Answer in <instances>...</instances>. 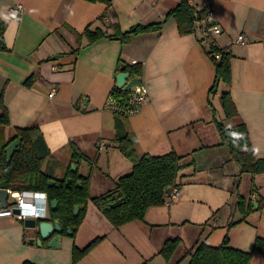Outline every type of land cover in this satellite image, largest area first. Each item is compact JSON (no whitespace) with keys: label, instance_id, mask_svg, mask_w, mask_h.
Segmentation results:
<instances>
[{"label":"crops","instance_id":"0c3cea01","mask_svg":"<svg viewBox=\"0 0 264 264\" xmlns=\"http://www.w3.org/2000/svg\"><path fill=\"white\" fill-rule=\"evenodd\" d=\"M180 2L0 0L7 48L0 51V94L9 114V125L0 126V148L16 129L38 127L50 151L43 171L62 178L70 168L88 177L91 199L132 172V162L115 144L118 125L136 139L138 155L174 151L186 164L176 180L178 200L150 208L144 221L116 228L90 199L74 237L62 234L57 248L48 240L39 246V236L16 218H0V264H73L74 248L99 238L77 264H189L202 244L217 247L228 237L232 248L248 252L257 238L264 239V206L257 209L264 203V173H240L214 122L245 124L256 159L264 160V0H212L221 28L215 42L232 55L231 83H220L216 93H210L215 65L199 28L181 35L170 19L160 31L132 36L127 44L89 43L83 35L86 28L111 34L114 24L126 32L161 22ZM17 4L23 12L14 19L10 12ZM241 34L245 44L235 43ZM119 59L140 65L139 76L124 72L128 81L139 78L150 97L137 114L123 119L106 108L118 88ZM30 77L33 84L25 86ZM224 92L237 110L234 118L225 116ZM72 145L85 160L73 157ZM240 198L254 205L246 217ZM14 200L10 195L8 204ZM168 239L180 243L166 260L161 250ZM250 264H264V255L254 253Z\"/></svg>","mask_w":264,"mask_h":264},{"label":"trees","instance_id":"16d2710c","mask_svg":"<svg viewBox=\"0 0 264 264\" xmlns=\"http://www.w3.org/2000/svg\"><path fill=\"white\" fill-rule=\"evenodd\" d=\"M106 3L108 6L111 0H90ZM203 10L197 9L188 0L181 2L171 9L161 22L151 24H138L126 32H122L117 24L111 26L113 33L101 29L91 30L86 28L83 35L89 43H95L101 39H116L122 44L130 42L132 36L143 33L160 31L170 20L177 22L181 35L190 34L198 28L197 22L201 19ZM6 24L0 20V51H6L4 41V30ZM220 54V58H216ZM207 55L215 65V81L210 93H216L220 83L229 85L231 83L232 55L225 49H220L215 45L207 49ZM118 69L121 72H128L132 76H139L140 65L128 66L119 59ZM33 77H30L25 86L33 84ZM113 97L119 98L125 95L121 88H115ZM222 107L226 118H234L238 115L235 105L232 102L229 92H224L220 96ZM118 118H126L122 114H115ZM215 125L221 138L222 144L227 145L230 151V159L239 166L240 173L252 175L264 173V160L256 159L249 140V134L245 124H237L232 127H225L223 123L215 120ZM9 125V114L5 103L3 91L0 94V126ZM118 136L115 139L117 149L132 162V172L120 177L113 189L101 194L93 199L89 194V178L78 175L77 172L69 170L62 178H54L43 171L45 161L50 156V151L46 145L42 132L38 127H31L15 130V135L3 143L0 148V182H6L8 188L17 191H27L33 193H45L48 202L56 200L58 207L52 211L49 208L46 220L59 222L63 235L71 228V237H74L77 228L84 220L86 205L91 199L94 205L105 215V217L116 228L135 221H144L147 211L155 206L165 203L167 189L177 186L176 180L179 172L186 166L183 164V157L178 156L174 151L154 156L150 154L138 155L137 142L134 137L127 133H122L118 125ZM20 138V143L13 152L10 161H7L6 148L16 139ZM73 147V157L85 160V156ZM191 163L187 164L190 165ZM54 180L53 186L49 181ZM178 187V186H177ZM79 206V212L74 215V209ZM264 203L258 202L257 209H261ZM252 203L245 204L244 198L238 201V208L246 217L253 209ZM101 238L92 241L83 249L74 248L73 264L87 255L96 246ZM180 243L179 239H168L165 241L161 254L169 260ZM191 253V252H189ZM254 253L264 255V239L257 238L251 251H241L234 249L229 244L226 237L217 247L200 245L193 254L189 264H250ZM23 264H35L25 261Z\"/></svg>","mask_w":264,"mask_h":264},{"label":"built area","instance_id":"2783aa9c","mask_svg":"<svg viewBox=\"0 0 264 264\" xmlns=\"http://www.w3.org/2000/svg\"><path fill=\"white\" fill-rule=\"evenodd\" d=\"M191 4L198 6L199 10H203L201 19L197 22L198 28L201 32V42L207 44L209 48L212 45L217 46L214 37L221 33V28L214 21V12L212 9V0H188ZM23 12V7L17 4L11 9V16L14 19L20 18ZM245 36L239 35L235 43L245 44ZM216 58H220V54H216ZM136 63V62H134ZM56 90L53 89L49 97H54ZM150 100L147 88L141 84L139 86H133L128 91H125V95L119 98L113 97L111 94L106 108L114 114H122L123 116L130 117L137 114L142 107ZM102 145H100L101 148ZM10 195L15 196V200L8 204L5 208L0 209V218L14 217L20 222H24L26 219H35L36 221L46 220L49 212V202L45 193H33L27 191L14 192L8 189ZM180 196V189L177 186L170 188L169 194L165 201L170 204L178 200ZM14 209L20 211L19 214L13 212Z\"/></svg>","mask_w":264,"mask_h":264},{"label":"water","instance_id":"95a60500","mask_svg":"<svg viewBox=\"0 0 264 264\" xmlns=\"http://www.w3.org/2000/svg\"><path fill=\"white\" fill-rule=\"evenodd\" d=\"M129 74L126 72H121L117 75V87L121 88L123 91H128L133 86H139L142 84L139 78H132L128 81ZM128 81V82H127ZM20 143V138L13 141L7 148V161H10L13 152L17 148ZM75 167L72 166V170ZM55 184L54 180L49 181V185L53 186ZM8 185L6 182H0V209L5 208L8 205V198L10 196V192L8 191ZM170 188L167 189L166 193L169 194ZM58 207V203L56 200H52L49 202L50 210L54 211ZM13 212L15 214H19L20 211L18 209H14ZM79 212V206H76L74 209V215H77ZM24 226L26 229L31 230L34 234L38 235L39 238L36 240V243L41 246L44 241H49L48 246L52 248H57L60 246L61 235L63 229L59 222H51L49 220H41L36 221L35 219H26L24 222ZM67 235L72 234L71 228H68L66 231Z\"/></svg>","mask_w":264,"mask_h":264},{"label":"rangeland","instance_id":"374dc122","mask_svg":"<svg viewBox=\"0 0 264 264\" xmlns=\"http://www.w3.org/2000/svg\"><path fill=\"white\" fill-rule=\"evenodd\" d=\"M206 46H207V44H206Z\"/></svg>","mask_w":264,"mask_h":264}]
</instances>
